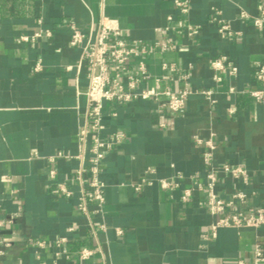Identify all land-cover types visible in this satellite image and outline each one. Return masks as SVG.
Returning <instances> with one entry per match:
<instances>
[{"label": "crops", "instance_id": "crops-1", "mask_svg": "<svg viewBox=\"0 0 264 264\" xmlns=\"http://www.w3.org/2000/svg\"><path fill=\"white\" fill-rule=\"evenodd\" d=\"M185 1L187 12L176 0H0V235L11 241L0 264H240L253 258L258 241L264 244V226L219 227L213 236L216 216L205 190L182 198L193 175L205 184L212 166L242 165L247 181L219 172L217 192L229 198L244 190L249 205L264 206V102L250 93L261 85L256 72L264 65V26L254 19L264 0ZM102 17L116 19L129 42L148 44L151 77L144 86L160 76L161 89L188 83L194 92L177 113L154 100L106 102L102 136L120 130L127 136L100 164L103 210L94 212L90 202L85 213L78 204L90 190L93 154L87 149L80 158L79 134L90 123L89 65L80 63L82 49L70 44V24L88 30ZM216 18L230 24L233 36L220 33ZM187 24H199L200 32L189 36ZM47 29L51 36L21 38ZM167 39L172 50L155 48ZM221 57L227 64L216 70L212 62ZM163 62L178 70H164ZM205 90L213 91L212 100ZM211 132L216 149L210 163L196 138ZM93 138L91 131L87 148ZM148 168L155 170L153 184L136 190ZM177 172L184 174L181 187L162 188L160 179L173 180ZM60 183L71 195L54 191ZM83 248L93 255L81 259Z\"/></svg>", "mask_w": 264, "mask_h": 264}, {"label": "built area", "instance_id": "built-area-1", "mask_svg": "<svg viewBox=\"0 0 264 264\" xmlns=\"http://www.w3.org/2000/svg\"><path fill=\"white\" fill-rule=\"evenodd\" d=\"M176 5L182 12L188 11V4L185 0H176ZM246 15V14H244ZM171 19V16H169ZM219 23V31L223 36H233L234 32L227 22L223 19L216 18ZM255 24L259 27L264 26V8L261 15L255 17ZM71 38L70 44L74 47L82 49L80 63L86 60L89 65V85L87 89V97L89 101L88 116L90 123L81 130L79 134L81 154L80 158H84V153L89 149L93 156L90 158V190L81 196L78 204L79 210L89 213V203L95 202L96 208L94 212L103 210L106 195L105 183L100 179V164L106 153L113 149L116 145L121 144L126 139L124 130L113 132L107 136H102V130L105 128L104 123V107L106 102L121 101L130 102L133 100H154L160 108H166L173 113L181 112L185 109L188 96L194 92L190 85L186 83L185 88L174 90L172 88L161 89L159 83L162 80L160 76H155V84L153 86H144L143 83L150 77V70L146 62V56L149 52L147 43L135 40L129 42L123 34L122 28L116 19L102 17L97 25L93 24L84 30L76 23L70 24ZM186 34L189 36L197 35L200 32L199 24H187L184 27ZM51 36V30H41L33 35H22L24 41L34 40L42 35ZM155 48L161 52L169 51L174 48L171 39L163 42H155ZM227 58L221 57L213 60L212 65L216 70L224 69L227 64ZM230 64V62H229ZM41 68V62H38L36 69ZM72 66H68V69ZM162 68L166 71L175 72L178 70L174 63L163 62ZM237 67H232V72H236ZM190 75L188 72L182 73V78L187 81ZM256 78L261 85L251 89L250 93L258 102H264V65L256 72ZM217 80H221L222 76L217 75ZM235 87H230V91L234 92ZM208 98L212 100V90L203 91ZM231 111H234L230 108ZM165 127V123H161ZM93 131L94 138L91 146L87 148L86 141L90 132ZM196 141L205 147L203 158L206 162H213L215 157V133L211 132L210 136L203 138L198 136ZM61 155V154H60ZM54 158V157H52ZM83 169L80 171L82 173ZM153 168H148L141 176L139 182L134 187L141 190L143 187L152 185L153 178L149 174L154 173ZM224 172L231 174L236 179L247 181L248 169L245 166H232L224 164L221 168L212 166L206 175L205 184L197 175H193L191 185L184 188L182 198L187 201L194 190H205L207 192L206 204L209 211L216 216L215 222L212 224V235L216 236L217 229L225 226H251L261 228L264 226V206L249 205L250 194L244 190H237L229 198L221 196L216 186L218 183V173ZM52 175L55 170H51ZM184 174L177 172L175 179L170 180L161 178L162 188L172 191L181 187ZM66 195H71L72 191L65 183H60L54 190ZM254 193V192H253ZM21 214V211L17 213ZM15 214L8 218L12 222ZM0 219V228L3 225ZM104 228L105 224L102 225ZM72 229V228H71ZM118 234H122V228H117ZM62 241L66 237L61 238ZM41 245L44 242H40ZM11 245V241L0 235V255L5 254V249ZM94 251L90 248H83L79 251V257L83 260L91 257ZM240 264H264V244L257 242L254 248V256L250 261L241 259ZM106 264H113L107 262Z\"/></svg>", "mask_w": 264, "mask_h": 264}]
</instances>
